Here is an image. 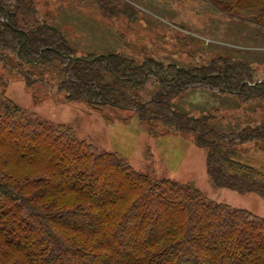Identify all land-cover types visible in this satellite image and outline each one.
<instances>
[{
    "label": "trees",
    "instance_id": "obj_1",
    "mask_svg": "<svg viewBox=\"0 0 264 264\" xmlns=\"http://www.w3.org/2000/svg\"><path fill=\"white\" fill-rule=\"evenodd\" d=\"M231 7L264 14V0H236ZM11 53L17 70L32 81L38 78L32 68L44 81L50 74L68 101L132 110L149 125L188 133L205 150L215 186L264 199V166L247 157L248 148L264 151L257 108H239L220 130L210 122L222 113L198 115L173 105L189 90L264 104L259 63L217 55L185 69L120 53L76 55L33 0H0V60ZM149 84L153 90L143 96ZM4 87L0 77V264H264V217L138 171L71 126L29 113ZM57 196L65 199L44 202Z\"/></svg>",
    "mask_w": 264,
    "mask_h": 264
},
{
    "label": "rangeland",
    "instance_id": "obj_2",
    "mask_svg": "<svg viewBox=\"0 0 264 264\" xmlns=\"http://www.w3.org/2000/svg\"><path fill=\"white\" fill-rule=\"evenodd\" d=\"M33 2L43 19L61 29L76 55L120 53L136 61L174 63L185 69L217 55H229L259 63L258 70L264 77L261 8H232L236 0ZM13 55L8 54L6 63L0 60V77L7 96L29 113L53 124L71 126L79 137L128 158L138 171L150 172L157 178L171 177L201 189L215 201L264 217V199L259 195L241 194L212 183L206 171V152L195 146L188 133H170L159 126L161 124L149 125L140 121L132 110L109 105L96 109L85 101H68L66 93L57 89L56 80L52 81L50 74L44 81L41 72L32 68L38 77L32 81L16 69L18 61ZM51 73L54 72L51 70ZM29 74L34 76L35 73ZM151 85L141 91L143 96L152 92ZM173 105L198 115L207 110L222 113V118L210 122L220 130L227 129L231 118L242 107L245 111L257 108L254 112L264 117L263 103L217 96L206 90L184 92ZM154 126L155 134L151 130ZM247 157L264 166L262 149L248 148ZM63 199L64 196L48 197L44 202L50 204Z\"/></svg>",
    "mask_w": 264,
    "mask_h": 264
}]
</instances>
